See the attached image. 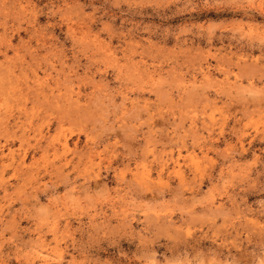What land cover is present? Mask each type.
<instances>
[{
	"label": "rangeland",
	"instance_id": "rangeland-1",
	"mask_svg": "<svg viewBox=\"0 0 264 264\" xmlns=\"http://www.w3.org/2000/svg\"><path fill=\"white\" fill-rule=\"evenodd\" d=\"M0 264H264V0H0Z\"/></svg>",
	"mask_w": 264,
	"mask_h": 264
}]
</instances>
